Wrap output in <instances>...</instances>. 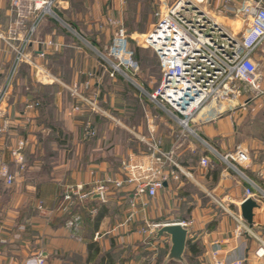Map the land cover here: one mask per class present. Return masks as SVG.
Listing matches in <instances>:
<instances>
[{"label":"crops","instance_id":"1","mask_svg":"<svg viewBox=\"0 0 264 264\" xmlns=\"http://www.w3.org/2000/svg\"><path fill=\"white\" fill-rule=\"evenodd\" d=\"M94 1V7L99 12L103 0ZM160 1L164 3L165 0ZM195 1L200 3L203 0ZM222 1L208 0L213 12L236 26V20L231 21L228 16L221 14L219 8ZM233 1L235 6L240 7L247 0ZM174 2L175 0L171 5ZM109 4L112 6L113 14L117 18L122 17L123 8L120 6V2L109 0ZM234 19L241 22L239 18ZM15 21V14L9 5L0 1V35L4 38V40L0 39V92L13 65L14 52L10 46L20 45L22 37H27L25 29L9 35L8 31L15 27ZM229 26L233 30L237 28L233 24ZM44 41H53L55 45L48 47L43 59L38 56L37 52L41 50L38 43ZM69 49L70 46L63 37L56 34L52 21L43 20L35 34L29 38L26 52L28 62L19 66L16 71L17 78L22 73V68L26 66L30 67L29 73L35 72L29 65L30 61L41 67L45 73H49L48 76L53 80H56L58 77L55 72H51L50 60H53L54 55L62 56ZM87 63L88 65L82 63L81 72H75L74 76H71L74 81L79 76L84 77L83 80L86 79V74L91 78L92 74L91 83H93V80L98 77L95 74L96 61L90 59L87 60ZM31 78L34 79V75ZM51 86L53 85L48 87ZM13 88L14 86L7 90L0 104V159L9 165L11 173L16 176L15 183L9 188L0 182V264H35L34 259L38 255L43 258L44 264H94L95 262L88 261L87 245L90 242L98 245L99 255L109 254L115 264H138V256L143 252L142 250H147L151 260H154L159 255L155 246H160L164 242L163 244H167L169 251L171 247L169 236L158 237L157 233L153 235L146 229V226L144 227V223L148 224L156 212L162 213L164 210V207L159 205V199H162L169 214L175 213L172 210L180 207L178 196L181 197L179 192L183 191V187L190 184L209 183L214 180H217V184L212 190L213 201L216 203L218 200L219 206L223 204L227 208L228 217H223L214 225L211 221L212 217L209 216L212 211L199 209V203L196 201L195 208L187 211L186 218H173L162 223V225L186 224L184 228L187 230V244L182 256L183 262L185 259H195L198 254H203L206 263L213 264V250L219 248L226 264H233L236 261H240L241 264H264L263 259L255 256V251L259 247L257 239L264 241V234L261 230L264 227V218L257 213L254 214L252 227L254 234L247 236L244 229L246 223L240 216V206L244 199L246 183L233 173L222 160L219 159L221 163L216 162L212 159V155L207 153L201 157L197 152L192 154V151L197 149L191 141H188L187 149L176 150V155L173 157L184 174H179L177 181L165 184L154 199L139 201L135 209L136 216L132 220L128 221L129 215L133 212V209L130 208L132 199L130 187L118 190L111 186L106 203H101L96 197H93L82 204L73 205L68 213L58 211L57 208L65 189L82 185L83 191L89 192L96 180L120 179L122 177V162L128 160L133 163L144 162L146 157L135 155L131 146L120 144L118 147L122 149L121 151L107 150L108 148H103L105 144L101 142L99 144L94 142L91 154L75 157L74 160H68L64 153H55V148L59 149L64 145L63 135L73 142L78 138L79 135L75 131L82 125L84 119H92L93 126L95 128L98 126L99 132H101L102 123L103 121L107 122L105 118L109 116V111H114L118 116L121 107L113 105L114 101L110 100V96H112L110 90L91 87V90L87 91L88 94L98 97L99 101L103 99L102 102L105 105L100 106L103 114L84 115L72 112L71 108L68 109L66 104H62V89H59L57 93L56 90L53 92V96L52 93L50 94L53 97L51 102L42 105L40 110L31 111L28 114V119H24L20 116V112L25 103L38 101L42 93L38 91V93L24 94L21 97L16 94V97ZM33 95L39 98L33 100ZM245 99L238 96L232 102L209 103L191 120L194 133L200 139L202 137L212 144L219 156L223 157L228 154L229 148H238L239 146V148H243L240 143L235 145V133L237 126L243 122L242 117L246 116L245 112H248L247 109H243L244 106H250L246 104ZM107 100L109 104H107ZM240 103L242 105L235 107ZM255 104L260 110L259 103L255 102ZM1 117L4 118L1 119ZM116 123L125 128L120 121ZM108 124L107 122L106 125ZM3 132L7 134L5 135ZM115 133H110V138L106 141L107 144H114L113 135ZM126 134L128 136V133ZM19 139H25L27 142L24 151L26 169L23 175H18L17 169L12 166L9 153V150L16 145ZM178 148L181 146L179 145ZM188 155L189 157H186ZM202 157L209 160V164L205 167L199 163ZM251 158V167H253L255 159ZM70 161L75 164H72L73 168L69 165ZM33 172L35 178L33 177L32 182L28 181L27 177ZM39 177H44V181L39 180ZM156 203L157 206L159 205L158 208H155ZM209 205L211 204L209 203ZM75 208H79V211L73 213ZM228 209H234L235 214ZM78 217H80V222H77ZM71 222H74L78 228H71L69 226ZM138 222L141 226H137ZM212 225L215 227L214 229H211ZM119 226L125 228L119 230ZM239 230L242 231L241 235L238 234ZM73 231L76 232L73 233ZM137 241H142L141 244H143L142 248L140 247L138 250L139 252L132 247L133 242ZM118 246H125L128 250L117 249ZM169 262L166 259L165 264H172ZM148 264H155V262L151 261ZM177 264H182V261H177Z\"/></svg>","mask_w":264,"mask_h":264},{"label":"built area","instance_id":"2","mask_svg":"<svg viewBox=\"0 0 264 264\" xmlns=\"http://www.w3.org/2000/svg\"><path fill=\"white\" fill-rule=\"evenodd\" d=\"M0 1L6 2L15 14V27L9 29V35L24 29L27 35L22 37L20 45L10 46L14 52V60L0 92L1 104L2 97L10 89L19 66L28 62L26 52L29 38L35 34L45 18L59 20V16L52 8L59 5L60 0ZM207 1L203 0L201 4H197L193 0H176L166 11L155 12V21L144 36L142 45L153 50L161 69L158 89L146 95L176 122L181 125L185 123L186 129H190V121L209 103L235 100L239 96L238 85L242 84L248 85L254 93V97L246 103L258 99L264 112V84L255 57L264 46V0H247L240 7L235 6L233 0L222 1L219 8L221 14L240 19L244 29L239 34L228 32L220 22L214 20L201 8V5L206 4ZM106 25L114 29L108 48V57L116 62L105 58L112 69L111 76L120 75L133 83V77L139 70V63L134 59L122 22L107 18ZM0 39L4 40L1 35ZM40 44L41 50L37 52L40 58L46 56L48 47L55 45L53 41H44ZM29 65L33 67L37 76L46 74L37 64L29 61ZM75 89L70 90L71 94L78 96ZM88 104L94 107V104L90 102ZM39 107L38 101L26 102L21 113L22 117ZM80 110L81 107L77 105L73 108V111L77 113L81 112ZM85 134L89 138L95 136L90 122L85 126ZM26 147V140L19 139L15 147L9 150L17 172L25 170ZM210 148L233 173L240 176L246 183L242 203L246 199H252L259 204L264 199V190L244 173L252 166V158L248 151L238 147L234 152L222 157L212 147ZM145 157L144 162L133 163L130 160L122 162L120 179L96 180L89 192H84L82 185L68 188L62 195L57 210L66 213L75 202L82 204L93 197L101 203H106V194L111 186L118 190L130 187L132 191L130 208L133 212L129 215L128 221L132 220L136 215L135 209L139 201L154 199L165 184L177 181L179 174H184L174 160L172 152H163L155 146L154 151ZM199 163L205 167L209 164V160L202 157ZM15 181V175L11 173L7 164L0 160V182L10 187ZM179 225L186 226L185 223H179ZM157 227L152 226V228ZM147 230H151L149 226ZM143 232L146 231L143 230ZM238 234L241 235L242 231L239 230ZM246 234L249 236L248 231ZM257 241L259 247L255 251V256L264 260V241L261 239ZM213 259V264H226L219 248L213 250ZM34 261L35 264H44L40 255L36 256ZM233 264H241V262L236 261Z\"/></svg>","mask_w":264,"mask_h":264},{"label":"rangeland","instance_id":"3","mask_svg":"<svg viewBox=\"0 0 264 264\" xmlns=\"http://www.w3.org/2000/svg\"><path fill=\"white\" fill-rule=\"evenodd\" d=\"M118 1L120 2V6L123 8L122 17L120 18H117L115 14H113L112 6H110L109 0H103L99 12L94 7V0H60L59 5H55V8H52L59 16V20H51L48 17L44 19H49L52 21L56 34H59L61 37H63L64 41H66V43L70 46V49L66 51L65 54L59 57L54 55L53 60H50L52 69L51 72H55L59 79L57 78V81L53 80L52 77L48 76L49 73H46L47 75L39 74L38 76L35 72H32L31 74L29 73L30 67L28 68L26 66L25 68H22V73L18 75V78L17 74H15V77L12 80L11 88L14 86L13 91L15 96L17 97L18 95L21 97L24 94L30 95L34 92L38 93V91H41V99L38 97V102L40 103V107L38 109L40 110L42 105L51 102V98H53L50 96L51 93L53 96V92L55 90L57 93V90L62 89V104H66L68 109L71 108V111L74 112L73 108L77 105L81 107V112H78V114L96 115L98 113H104L102 110H100V106H104L105 103L102 102L103 99L99 101L98 97L88 94L87 91H90L91 87H101L104 90H110L112 95L110 96V100L114 101L113 105H119L118 107H121V112H119L117 116L114 111H109V116L105 118L109 124L106 125L107 122L103 121L105 124L102 123L101 132H99L98 126L97 128L93 126L92 119L87 118L84 119L82 125L78 127L77 131H75L79 136L76 140H74V142L71 139L69 140L67 136L63 135L62 140L65 141L63 147L59 149L55 148L56 151H54L55 153H64L68 160H74L76 159L75 157L78 158L84 154H91L92 148L94 147V142L98 144L100 142L105 144V147L103 148H108L107 150L121 151L122 149L118 147L120 144L127 145V147L131 146L133 148L132 151H135L134 153H136L135 155L139 156H147L151 154V152L154 151V147L157 146L161 151L163 149L167 150H163V152H172L174 157L176 155V150L182 151L183 149H187L188 141H191L193 145H196L197 149L192 151V154L197 152L198 156L200 157L205 153L209 155L213 154L212 159L221 163L216 154H214L211 148L207 145L211 146L212 148H214V146L208 143V141L204 140L202 137L200 139L196 133H194L191 121L189 123L190 132L169 115L161 111L157 105L146 95V93L152 94L158 89L161 79V69L153 50L142 46L143 39L150 30V26L155 21L154 13L157 11H166V9L171 6V3L174 0H165L164 3H161L160 0ZM193 1L195 3L197 2L195 0ZM202 2H197V4H201ZM201 8L209 13V16L214 20L220 22L228 32L239 34L243 31L244 28L241 22L239 25L237 24V28L233 30L229 25L233 24L235 26V24L227 19L221 18V15L213 12L208 1L206 4H202ZM107 18L118 19L120 22H122L127 34L130 49L132 51H136L137 60L139 61V70L137 75L133 77L134 84L120 75L115 74L114 76H111L112 69L110 68L108 62H106L105 58L112 62H116L114 59L108 57V48L114 34V29L111 26L106 25ZM228 18H230L231 21L237 20L231 16H228ZM40 43L42 42L38 43L39 46L41 45ZM255 57L258 61V70L262 74V83L264 84V46L256 53ZM90 59L96 61L97 63V68L95 69V74L98 76L96 77L97 79L95 78L93 80L94 82L91 83L92 74L91 78L88 74H86V79L83 80L84 77L79 76V78L74 81L71 76L73 77L75 72H81L82 63L88 65L87 60L89 61ZM33 75L35 77L34 79L31 78ZM44 85L53 86L45 87ZM74 88H76L75 90L77 91L78 96L71 94L70 90H74ZM238 89L239 96L243 97V99L246 98L245 101L248 102L249 99L254 97V93L248 85H238ZM108 100L106 101L107 104H109ZM88 102L94 104V107L89 105ZM255 102L259 103L261 106V102L258 99L246 103L247 105H250L249 107L244 106L243 108L241 106L244 110L247 109L248 112H245L246 116L242 117L243 122L237 126L235 133V145L240 143L241 147H243L242 149L248 151L250 156L255 159L254 166L250 167L244 173L262 190H264V112L262 107L260 110L257 109ZM234 103L236 102L234 101ZM239 105L242 104L240 103L235 107H238ZM22 111L23 108L20 112L21 117ZM3 118L4 117H1V119ZM22 118L28 119V115L23 116ZM114 121H120L122 126H125V128L117 125L116 122L112 123ZM88 122L91 123L95 131L94 137L89 138L85 134V126ZM5 130L8 131V129ZM113 132H116L113 135V141L115 140L116 143L114 141V144L109 145L106 143V141H108L110 138V133ZM125 132L128 133V136ZM3 133L5 135L7 134L5 132ZM179 145L181 148H178ZM234 149L236 150L237 147H233L232 149L229 148V153L233 152ZM186 157H189V155ZM72 164L75 165L72 163V161H70L69 165H71V168H73ZM24 165L26 169V164ZM7 166L9 167L8 164ZM12 166L15 167L13 163ZM24 172L17 173L18 175H23ZM33 177L35 178L34 172L32 175L27 177L28 181L31 180L32 182ZM43 179L45 178L39 177V180ZM216 184L217 180H214L213 182L209 183L203 182L199 183V185L190 184L186 187H183V191L181 190V192H179L181 197L178 196L180 207L172 210L175 211V213L171 212L169 214L168 208L164 206L162 199H159V205L163 206L164 210L162 213L156 212L148 224L144 223V227L146 226L147 229V226H149L151 229L149 232L155 235V233H157L160 229L159 226H161L162 223H165L166 220L173 218H186L188 215L187 211L195 208L197 203L196 201L199 203V209L212 211L211 215L209 216L212 217L211 221L214 223V225H216L217 221H220V219L223 217H228V214L226 213L227 208L223 204L219 206V204H217V202H219L218 200L216 203L213 201L214 197L212 196V190ZM67 190L68 188L65 189V192ZM110 190L111 189L109 188L106 197ZM209 203L212 206L209 205ZM77 204L80 203H74V205ZM159 205L157 206L156 203L155 208H158ZM70 210L71 208L69 211ZM228 210L235 214L234 209ZM255 213L261 215L264 218V199L260 201L259 209L254 210V214ZM77 219H79L77 222H80V217ZM70 224L73 225H69L71 228H78L74 225V222H71ZM137 226H141L139 222ZM152 226L158 227L152 228ZM123 228L125 227L121 228L119 226V230H122ZM135 228L137 227L135 226ZM214 228L215 227L212 225L211 229ZM245 229L248 231L249 236L250 234H254L253 228L248 229L246 224ZM261 230L263 232V228ZM75 232L73 231V233ZM141 243L142 241H137L136 243L133 242L132 247L135 249V251L140 249L141 245H143ZM163 243L164 242L160 244L161 247L155 246V244H153V246L158 249L157 253L159 254L156 256V258H154V260H151L152 258H150L151 256L148 255L147 250H142L143 252L140 254L138 253L139 251L136 252L139 254L138 264H148L151 261L155 262V264H165L166 259L170 261L169 263L177 264V261L169 259V249L167 248V244ZM116 248H124L125 250H128L125 246H118ZM125 250L123 251L124 254ZM181 261L182 264H207L203 254H198L195 259H185L184 262L182 258Z\"/></svg>","mask_w":264,"mask_h":264},{"label":"water","instance_id":"4","mask_svg":"<svg viewBox=\"0 0 264 264\" xmlns=\"http://www.w3.org/2000/svg\"><path fill=\"white\" fill-rule=\"evenodd\" d=\"M255 209H259V204L252 199H246L240 206L241 219L246 223L248 229L253 227ZM157 234L158 237L163 235L170 237L169 259L181 261L187 244V230L176 223L165 224L158 230Z\"/></svg>","mask_w":264,"mask_h":264},{"label":"trees","instance_id":"5","mask_svg":"<svg viewBox=\"0 0 264 264\" xmlns=\"http://www.w3.org/2000/svg\"><path fill=\"white\" fill-rule=\"evenodd\" d=\"M134 53V59L137 60V54L136 51H133ZM137 62H139L137 60ZM33 100L38 99V97L35 95L32 96ZM75 211H79V208H75L72 212L74 213ZM88 249V261L89 262H95L94 264H115L114 260L110 257L109 254H100V249L96 243L90 242L87 245Z\"/></svg>","mask_w":264,"mask_h":264},{"label":"bare ground","instance_id":"6","mask_svg":"<svg viewBox=\"0 0 264 264\" xmlns=\"http://www.w3.org/2000/svg\"><path fill=\"white\" fill-rule=\"evenodd\" d=\"M199 3V2H198ZM236 24H238L239 25V21L237 22V20H236V22H235ZM183 126L185 127V123H183ZM190 130V129H189Z\"/></svg>","mask_w":264,"mask_h":264}]
</instances>
